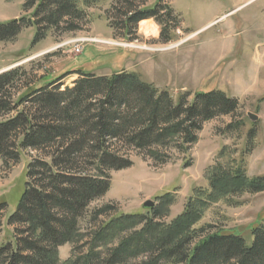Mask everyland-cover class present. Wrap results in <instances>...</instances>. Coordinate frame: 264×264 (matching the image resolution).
Wrapping results in <instances>:
<instances>
[{
	"label": "rangeland",
	"instance_id": "rangeland-1",
	"mask_svg": "<svg viewBox=\"0 0 264 264\" xmlns=\"http://www.w3.org/2000/svg\"><path fill=\"white\" fill-rule=\"evenodd\" d=\"M39 1L0 0V24L22 20L14 38L0 41V75L15 72L17 78L6 95L11 106L19 95L45 87L61 76L64 78L57 84L60 90L72 88L78 76L68 73L74 70L96 76L134 73L160 92H167L174 103L185 100L190 105L196 93L211 90L238 102L235 112L202 122L201 129L195 131L196 141L184 148L180 140L151 151L117 144L113 151L132 165L120 171L105 170L110 188L88 205L78 222L76 239L58 248V264L82 258L95 246L105 254L118 245L124 235L117 230L101 241L96 242L94 236L119 215L142 214L154 222L170 224L197 190L208 189L205 172L216 162L242 159L248 177L264 176V0H101L87 5L85 0H74L84 15L64 17L57 25L44 19L47 11L34 15ZM156 6L154 18L124 26L122 14L127 8L148 12ZM70 27L78 29L68 31ZM38 30L41 37L34 42ZM161 30L169 38L166 43ZM28 106L24 103L0 112V121L13 118ZM20 141L21 137L16 138V147ZM223 148L225 155L218 158ZM44 153L20 149L18 161L7 164L0 158V203L6 205L0 238L13 233L6 220L16 211L25 190L27 165L40 158L49 161V157H42ZM88 174L98 175L93 168ZM165 193L173 200L166 214L143 208L145 201L159 206L155 197ZM227 200L209 202L194 230L204 229L202 236L235 234L250 246L253 230L264 222V192L232 197V203ZM109 205L114 207L112 211L92 219L96 210ZM142 260L140 257L129 264Z\"/></svg>",
	"mask_w": 264,
	"mask_h": 264
},
{
	"label": "trees",
	"instance_id": "trees-1",
	"mask_svg": "<svg viewBox=\"0 0 264 264\" xmlns=\"http://www.w3.org/2000/svg\"><path fill=\"white\" fill-rule=\"evenodd\" d=\"M132 8L122 14L127 28L154 18L158 6L148 12ZM42 12L48 14L44 19L50 25H57L64 17L84 15L74 0H40L34 15L38 17ZM20 22L0 24V41L14 38L22 28ZM77 29L70 27L68 31ZM40 37L38 30L34 42ZM161 38L164 43L169 41L163 30ZM68 74L78 76L72 88L60 90L57 84L64 78L61 76L45 87L19 95L14 106L6 95L17 81L16 73L0 75V112L30 104L13 118L0 121L3 163L17 162L20 149L50 151L42 156L49 157V161L40 158L27 165L25 190L16 211L6 220L13 233L0 238V264H58V248L76 239L78 222L88 205L108 192L110 177L105 170L120 171L132 165L113 151L117 144L151 151L168 141L180 140L186 147L196 141L195 131L201 129L202 122L231 114L238 107L235 99L217 90L196 93L190 105L185 100L174 103L167 92L126 71L110 76L83 70ZM18 137L21 141L16 147ZM225 152L223 148L218 158ZM89 168L98 175H89ZM205 177L208 189L197 190L170 224L154 222L142 214L119 215L103 224L94 236L96 242L101 241L117 230L124 235L118 245L105 254L98 252L97 246L92 247L68 264H129L140 257L143 260L139 264H264V222L253 230L250 246L235 234L214 232L202 236L204 229L194 230L209 202L223 198L232 203V197L264 192V176L248 177L243 160L234 159L216 162L206 170ZM155 199L159 206L146 210L166 214L173 203L171 196L165 193ZM5 208V203H0V226ZM113 209L110 205L102 207L92 219ZM139 225L141 228L134 231Z\"/></svg>",
	"mask_w": 264,
	"mask_h": 264
},
{
	"label": "water",
	"instance_id": "water-1",
	"mask_svg": "<svg viewBox=\"0 0 264 264\" xmlns=\"http://www.w3.org/2000/svg\"><path fill=\"white\" fill-rule=\"evenodd\" d=\"M248 117L253 120V121H256L257 120V117L255 115H252V114H248ZM154 207V204L153 202L151 201H145L143 203V208L144 209H152Z\"/></svg>",
	"mask_w": 264,
	"mask_h": 264
},
{
	"label": "crops",
	"instance_id": "crops-1",
	"mask_svg": "<svg viewBox=\"0 0 264 264\" xmlns=\"http://www.w3.org/2000/svg\"><path fill=\"white\" fill-rule=\"evenodd\" d=\"M221 8H222V6L219 7V10H222ZM247 9H249V8H247ZM251 11H252V10H251ZM224 16H225V14L221 15V17H224ZM33 85H34V84H33Z\"/></svg>",
	"mask_w": 264,
	"mask_h": 264
},
{
	"label": "bare ground",
	"instance_id": "bare-ground-1",
	"mask_svg": "<svg viewBox=\"0 0 264 264\" xmlns=\"http://www.w3.org/2000/svg\"><path fill=\"white\" fill-rule=\"evenodd\" d=\"M146 27H144V29H145Z\"/></svg>",
	"mask_w": 264,
	"mask_h": 264
},
{
	"label": "built area",
	"instance_id": "built-area-1",
	"mask_svg": "<svg viewBox=\"0 0 264 264\" xmlns=\"http://www.w3.org/2000/svg\"><path fill=\"white\" fill-rule=\"evenodd\" d=\"M77 51H79V50L77 49Z\"/></svg>",
	"mask_w": 264,
	"mask_h": 264
}]
</instances>
